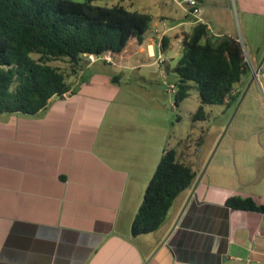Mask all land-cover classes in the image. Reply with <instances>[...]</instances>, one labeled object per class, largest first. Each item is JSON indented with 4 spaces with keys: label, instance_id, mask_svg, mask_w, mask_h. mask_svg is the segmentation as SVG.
<instances>
[{
    "label": "crops",
    "instance_id": "crops-1",
    "mask_svg": "<svg viewBox=\"0 0 264 264\" xmlns=\"http://www.w3.org/2000/svg\"><path fill=\"white\" fill-rule=\"evenodd\" d=\"M197 1L198 16L170 1H152L160 8L137 52L112 62L98 59L118 72L96 60L87 63L85 74L83 62L71 78L75 92L52 96L36 113L0 112V264H264V213L226 204L232 195L264 202V173L258 174L263 166L253 153L259 147L238 139L244 130L238 125L233 138L240 143L234 138L224 147L216 171L204 173L196 188L200 147L194 152L188 140L171 145L168 138L166 146L192 161L198 176L185 189L189 196L181 211H172L179 194L159 228L132 234L169 127L161 95L144 99L141 91L176 75L185 34L204 23L213 36L239 39L264 90V0ZM143 9L149 11L150 3ZM130 83L140 101L127 105L128 91L121 102L119 96ZM237 86L242 91L236 100L205 106L206 118L195 123L210 124L226 106L238 103L239 112L261 103L251 72ZM199 105L196 92L190 115ZM251 182L261 191L250 190Z\"/></svg>",
    "mask_w": 264,
    "mask_h": 264
},
{
    "label": "trees",
    "instance_id": "trees-1",
    "mask_svg": "<svg viewBox=\"0 0 264 264\" xmlns=\"http://www.w3.org/2000/svg\"><path fill=\"white\" fill-rule=\"evenodd\" d=\"M101 2L0 0V112L36 113L52 96L75 92L70 79L78 75L84 61L91 62L89 54L110 56L112 62L137 52L152 13L122 2ZM169 43L170 37H165L163 47ZM182 44L174 104L179 106L196 90L200 105L192 119L202 120L207 115L205 106L237 99L240 93L231 95V91L250 72L249 66L236 38L213 36L204 23L186 33ZM60 60H66L67 66L55 64ZM197 176L192 161L175 148H164L135 213L132 234L159 228L177 196ZM226 204L264 213V202L258 203L251 195H232Z\"/></svg>",
    "mask_w": 264,
    "mask_h": 264
},
{
    "label": "rangeland",
    "instance_id": "rangeland-1",
    "mask_svg": "<svg viewBox=\"0 0 264 264\" xmlns=\"http://www.w3.org/2000/svg\"><path fill=\"white\" fill-rule=\"evenodd\" d=\"M152 1L155 0H108V2H122L124 4H131L134 7H140V8H146L147 5L150 3V9H148L151 13L154 15L158 11V6L155 7L152 5ZM96 2H101V0H96ZM102 3V2H101ZM147 10V9H146ZM152 21L151 23H153ZM150 23V24H151ZM176 48H174L173 51H175ZM245 47V52L249 51ZM101 65L105 66L107 70H110L111 72H118L120 69H117V67L109 66L108 64L105 63L104 60H98ZM84 70L85 74H87L88 68L86 67L87 63L84 61ZM55 64H58L62 67L67 66V61L66 60H60L56 61ZM90 71V69H89ZM74 79V78H73ZM71 79V81L73 80ZM166 80L169 81H164L161 84L158 82H153L152 84L147 85V87L143 88V91H141L142 98H146L150 95L156 94V95H161L160 101L164 104L163 108L165 111L168 113L167 117V124H169L168 129H166V137L164 139V142L162 141V145L166 146L169 143H167L168 138L170 137V144L172 145L174 142L177 140L184 139L188 140L190 145H192V149L194 152L198 150V139L202 135V143L200 145V150H199V157L196 161V166H198V170L200 172L199 177H202V175L205 173L206 176L211 173V171H216L215 166L216 162L218 159L222 157V150L224 149L225 146H229L230 143L234 141L233 138V129H235L236 125H238L239 130L244 129L242 134L243 136L239 135L238 139L242 138L248 141H251L253 143L252 145L258 146V150H255L253 153H257L259 157V163L263 168H261L258 172V174L264 173V117L263 114L261 113L260 105H262L264 109V94L262 92V89H258L260 94L258 93V98H260L261 103H259V100L253 101L250 109H245L243 106L240 108L239 112H237V109L239 107V104L237 103L233 109H231V106H226L224 107V114L221 117L216 118L214 121H211L209 124L208 122L204 123H195V121L192 119V115L188 112L187 109H190L193 106L194 102V97L196 95V92L193 91L191 93V96L184 102V104L180 105V107L175 106L174 101H175V93L169 90V84L174 83L177 86V77L173 73H169L168 77ZM123 81V79H122ZM128 84V86H121L122 87V93H120V98L119 102L124 100L125 97V89L128 91L126 92L127 95V105L132 103V101L139 102V98L133 97V95H138L139 90L135 89L133 92V88H131ZM146 97H145V96ZM159 97V96H158ZM262 97V98H261ZM152 101L150 102L149 108H154L155 106L152 105ZM192 109V108H191ZM260 110V112L258 111ZM147 110L144 108L141 111ZM246 111V112H245ZM143 112V113H144ZM138 115H135L137 117ZM235 116L232 124L231 121L233 117ZM164 120V119H163ZM166 120V119H165ZM257 125H250V124H256ZM250 123V124H248ZM244 124V125H243ZM229 129V132L227 135H225L226 131ZM221 130V131H220ZM225 135V136H224ZM237 140V138H236ZM232 141V142H231ZM237 143H240V141L237 140ZM167 147V146H166ZM169 148V147H168ZM217 150V152H216ZM219 157V158H218ZM226 154L224 155V160H226ZM207 170V171H206ZM257 174V175H258ZM197 178V179H198ZM196 179V181H197ZM243 181L241 183L246 184V179L245 177L242 178ZM195 181V183H196ZM250 190H255L257 192H260L261 190L259 187L255 186V183H250ZM195 185V184H194ZM260 185V184H259ZM194 188V186H193ZM261 188H264V184L261 185ZM189 195H187L186 191H181L180 196L176 199L175 204L172 208V211H179L180 209L182 210L186 198H188ZM185 200V202H184ZM180 210V211H181Z\"/></svg>",
    "mask_w": 264,
    "mask_h": 264
},
{
    "label": "built area",
    "instance_id": "built-area-1",
    "mask_svg": "<svg viewBox=\"0 0 264 264\" xmlns=\"http://www.w3.org/2000/svg\"><path fill=\"white\" fill-rule=\"evenodd\" d=\"M166 1H170V2H173V3H176L180 6L185 7L190 13L194 14L195 16L199 15L200 8L198 6L197 0H166ZM201 21L205 22L203 20H201ZM237 40L241 43V41L239 39H237ZM242 48H243V46H242ZM243 50H244V48H243ZM98 58H100V57L96 56L94 54L87 55V59H89L91 62L95 61ZM106 58L110 59V60L112 59L110 56H107ZM244 60L248 64L250 72L253 75L255 82L260 86V88L264 92L260 72L257 70L256 65L252 64L251 58L245 52V50H244ZM168 87H169L170 91L176 93L177 86L174 83H170ZM241 91H242L241 87L236 86L235 88L232 89L231 95H236L237 93H241Z\"/></svg>",
    "mask_w": 264,
    "mask_h": 264
},
{
    "label": "water",
    "instance_id": "water-1",
    "mask_svg": "<svg viewBox=\"0 0 264 264\" xmlns=\"http://www.w3.org/2000/svg\"><path fill=\"white\" fill-rule=\"evenodd\" d=\"M251 81H253V79H252ZM245 94H246V92L244 93V95H245ZM200 179H201V177H199V178L197 179V181H196V183H195V185H194L195 188H196V186L198 185ZM191 196H192V194H191ZM191 196H190V197H191Z\"/></svg>",
    "mask_w": 264,
    "mask_h": 264
}]
</instances>
